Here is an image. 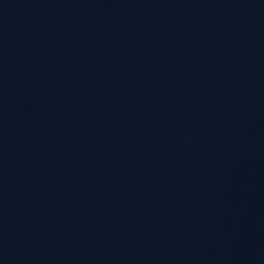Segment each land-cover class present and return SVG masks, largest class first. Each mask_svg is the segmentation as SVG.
<instances>
[{
  "label": "water",
  "instance_id": "water-1",
  "mask_svg": "<svg viewBox=\"0 0 264 264\" xmlns=\"http://www.w3.org/2000/svg\"><path fill=\"white\" fill-rule=\"evenodd\" d=\"M185 0H0V176L103 68Z\"/></svg>",
  "mask_w": 264,
  "mask_h": 264
}]
</instances>
